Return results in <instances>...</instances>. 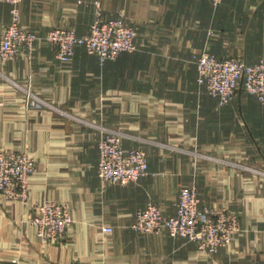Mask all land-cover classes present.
<instances>
[{
    "label": "crops",
    "instance_id": "1",
    "mask_svg": "<svg viewBox=\"0 0 264 264\" xmlns=\"http://www.w3.org/2000/svg\"><path fill=\"white\" fill-rule=\"evenodd\" d=\"M98 2L108 18L124 14L136 28L138 49L102 64L79 47L62 62L45 37L58 27L88 34ZM21 11L41 40L32 53L0 57V149L27 152L37 170L26 202L0 195V264H264V105L241 88L221 106L196 64L204 49L248 64L264 59V0H23ZM11 21V5L0 2V44ZM104 128L147 152V176L102 186ZM190 185L201 208L239 217L232 246L206 254L166 229L132 228L150 203L176 215ZM46 200L74 219L57 243L42 241L29 220Z\"/></svg>",
    "mask_w": 264,
    "mask_h": 264
},
{
    "label": "built area",
    "instance_id": "2",
    "mask_svg": "<svg viewBox=\"0 0 264 264\" xmlns=\"http://www.w3.org/2000/svg\"><path fill=\"white\" fill-rule=\"evenodd\" d=\"M223 1L212 0L215 6ZM0 2L11 5L12 15L1 40V59L15 60L25 49L32 53L40 37L22 25L23 0ZM136 36V28L125 21L124 14L107 18L98 5L89 34L81 36L75 28L58 27L51 30L45 39L58 48V58L62 62L70 63L77 48L82 45H86L90 53L98 54L101 61L116 60L121 53L138 49ZM196 64L198 82L207 87L209 94L217 98L221 106L233 100L241 83L264 105V59L248 64L233 57L220 58L204 49L196 57ZM124 136L116 130L104 128L102 131L98 176L103 187L138 182L149 174L147 152L142 148H126ZM36 170V159L27 152L1 149L0 195L26 202L30 177ZM200 203L197 189L183 188L176 215L168 217L161 207L150 203L137 212L132 228L143 234L161 233L166 229L172 237L197 244L199 250L206 254H216L221 248L232 246L235 235L241 229L238 216L227 209H201ZM29 220L35 226L37 236L48 243L63 240L74 223L67 208L52 200L37 204ZM103 230L112 232L113 229L104 227ZM15 263L19 261L15 260Z\"/></svg>",
    "mask_w": 264,
    "mask_h": 264
},
{
    "label": "rangeland",
    "instance_id": "3",
    "mask_svg": "<svg viewBox=\"0 0 264 264\" xmlns=\"http://www.w3.org/2000/svg\"><path fill=\"white\" fill-rule=\"evenodd\" d=\"M98 5L101 7V9H102V11H103V8H102L100 2L97 3V7H98ZM96 11H97V8H96ZM103 13H104V11H103ZM104 15H105V14H104ZM120 15H121V14H120ZM120 15H119V16H120ZM105 16H106V15H105ZM119 16H118V17H119ZM106 17H107V16H106ZM107 18H108V17H107ZM94 21H95V20H94ZM125 21H127L126 18H125ZM127 22H128V21H127ZM93 23H94V22H93ZM128 23H129V22H128ZM131 25H132V24H131ZM54 29H55V28H54ZM31 31H32V30H31ZM33 32H34V31H33ZM35 33H36V32H35ZM89 33H90V32H89ZM89 33H88V34H89ZM36 34H37V33H36ZM48 34H49V33H48ZM37 35H38V34H37ZM86 35H87V34H86ZM38 36H39V35H38ZM83 36H85V35H83ZM39 37H40L39 40H41V36H39ZM39 40H38V41H39ZM47 41H48V40H47ZM48 42H49V41H48ZM50 43H51V42H50ZM52 44H53V43H52ZM53 45H54V44H53ZM79 47H84V48L86 49V51L88 52V54L93 55V56H96L102 64L105 63V62H107V61H112V60L101 61L100 56H99L98 54H96V53H95V54L90 53V51H89V49H88V47H87L86 45H82V46H79ZM79 47H78V48H79ZM56 48H57V47H56ZM78 48H77V49H78ZM57 49H58V48H57ZM34 50H35V47H34ZM34 50H33V51H34ZM76 53H77V50H76ZM123 53H124V52H123ZM121 54H122V53H121ZM121 54H120V55H121ZM75 55H76V54H75ZM57 57H58V50H57ZM74 58H75V56L73 57V59H74ZM233 58H235V57H233ZM73 59H72V61H73ZM239 60H241V59H239ZM72 61H70V63H71ZM241 61H243V60H241ZM244 62H245V61H244ZM246 63H247V62H246ZM241 88H243V89L246 91V89H245V87H244V83H241V84H240L238 90L241 89ZM238 90H237V91H238ZM246 92H247V91H246ZM247 93H249V92H247ZM236 94H237V92H236ZM236 94H235V96H236ZM249 94H250V93H249ZM251 95H252V94H251ZM235 96H234V98H235ZM234 98H233V99H234ZM0 150H1V149H0ZM246 169H252V170H254V171L256 170V169L251 168V167H247ZM256 171H257V170H256ZM133 183H134V182H133ZM187 187L197 189V187H196L195 185H190V186H183V187L181 188V191H182L183 188H187ZM181 191H180V196H181ZM197 191H198V189H197ZM198 193H199V192H198ZM199 196H200V195H199ZM200 199H201V198H200ZM179 200H180V198H179ZM178 202H179V201H178ZM200 208H201V207H200ZM206 208H207V207H206ZM201 209H205V208H201ZM209 209H210V208H209ZM217 209H219V210H220V209H227L228 211H230L227 207H221V208H217ZM238 218H239V217H238ZM240 228H241V224H240ZM240 230H241V229H240Z\"/></svg>",
    "mask_w": 264,
    "mask_h": 264
}]
</instances>
